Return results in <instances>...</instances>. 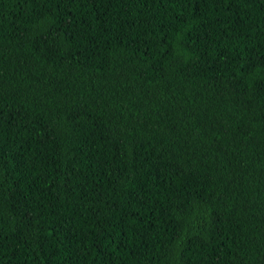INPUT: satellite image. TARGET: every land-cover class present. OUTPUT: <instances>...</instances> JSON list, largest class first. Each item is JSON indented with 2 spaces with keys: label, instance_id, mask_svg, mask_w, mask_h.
Returning a JSON list of instances; mask_svg holds the SVG:
<instances>
[{
  "label": "trees",
  "instance_id": "1",
  "mask_svg": "<svg viewBox=\"0 0 264 264\" xmlns=\"http://www.w3.org/2000/svg\"><path fill=\"white\" fill-rule=\"evenodd\" d=\"M0 264H264V0H0Z\"/></svg>",
  "mask_w": 264,
  "mask_h": 264
}]
</instances>
